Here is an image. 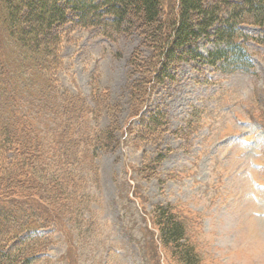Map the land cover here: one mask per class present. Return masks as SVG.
Segmentation results:
<instances>
[{
    "label": "trees",
    "instance_id": "16d2710c",
    "mask_svg": "<svg viewBox=\"0 0 264 264\" xmlns=\"http://www.w3.org/2000/svg\"><path fill=\"white\" fill-rule=\"evenodd\" d=\"M242 26L260 33L248 35ZM263 28L264 0H0V264L47 259L52 242L44 230L87 206L83 191L96 182L95 157L124 141L137 147L161 142L169 118L159 105L148 109L149 103L158 87L176 80L181 64L197 71L225 64L245 70L251 61L242 51L247 41L264 54ZM76 30H95L106 39L138 36L128 58L134 77L125 119L111 115L104 91L93 89L87 104L78 92L61 87L63 47ZM200 40L214 45L205 57L196 46ZM103 111V127L80 121L83 113L98 121ZM44 113L54 115L50 129L39 121ZM169 149L156 147L150 158L143 150L141 163L159 166ZM15 200L21 202L18 214L6 205ZM152 213L148 220L159 243L182 264H197L183 219L168 205L158 204Z\"/></svg>",
    "mask_w": 264,
    "mask_h": 264
},
{
    "label": "rangeland",
    "instance_id": "374dc122",
    "mask_svg": "<svg viewBox=\"0 0 264 264\" xmlns=\"http://www.w3.org/2000/svg\"><path fill=\"white\" fill-rule=\"evenodd\" d=\"M241 29L260 33L252 26ZM138 42L134 32L106 39L95 30L74 31L62 51L61 87L78 92L87 104L93 89L104 91L111 115L125 119L134 77L128 58ZM196 46L204 57L214 48L204 40ZM242 51L251 60L245 70L225 64L197 71L181 64L176 80L153 92L148 109L161 107L169 132L161 142L137 147L124 141L95 157L96 182L83 191L87 206L44 230L52 243L47 259L34 264H182L159 243L157 228L148 220L158 204L183 219L197 264H264V54L251 41ZM103 114L96 121L83 113L80 121L100 128L107 123ZM50 115L39 119L49 129ZM156 147L170 148L159 166L141 163L143 150L150 158ZM6 203L19 213V200Z\"/></svg>",
    "mask_w": 264,
    "mask_h": 264
}]
</instances>
